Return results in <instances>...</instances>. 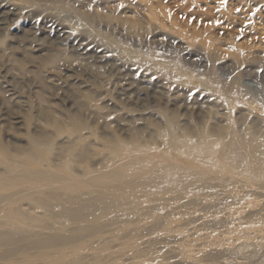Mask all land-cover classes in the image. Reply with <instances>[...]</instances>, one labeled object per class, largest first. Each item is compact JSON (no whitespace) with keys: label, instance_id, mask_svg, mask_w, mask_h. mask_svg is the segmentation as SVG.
<instances>
[{"label":"rangeland","instance_id":"374dc122","mask_svg":"<svg viewBox=\"0 0 264 264\" xmlns=\"http://www.w3.org/2000/svg\"><path fill=\"white\" fill-rule=\"evenodd\" d=\"M48 1L0 0V158L78 173L53 184L67 205L117 193L120 166L147 172L149 154L200 174L177 192L141 190L138 205L118 206L124 215L60 224L12 196L0 227L18 235L0 245V264H264V182L236 176L218 147L233 122L264 124V1ZM218 43L217 73L236 77L239 100L208 80L206 48ZM134 140L148 145L136 161L118 154ZM21 173L0 164L2 195L49 184ZM53 234L57 243L25 247Z\"/></svg>","mask_w":264,"mask_h":264},{"label":"bare ground","instance_id":"6f19581e","mask_svg":"<svg viewBox=\"0 0 264 264\" xmlns=\"http://www.w3.org/2000/svg\"><path fill=\"white\" fill-rule=\"evenodd\" d=\"M48 2L57 3L58 5H61L63 9H77L76 0H49ZM101 16L105 15L101 14ZM88 17V21L91 23L92 18L91 16ZM98 30L101 32V29ZM221 46L222 44L220 43L207 45L206 51L211 59V66L208 69L207 77L209 82L216 87L222 95L231 97L236 101L239 100V95L237 93L238 86H235L236 77L231 82L224 83L221 81V77H219L220 75L217 73V66L215 62L220 57L222 52ZM245 52L257 57V55H255L256 51L254 50H246ZM235 53H237V51H235ZM249 123L250 126L245 127L244 125L240 126L238 122H233L229 130L221 133L220 138L226 139V142H221L218 146L220 150L219 160L228 162L235 166L237 171L234 173L236 176H244L253 184L256 182L262 183L264 182V124L262 121L257 119H251ZM80 140H82V137H75L74 139V141ZM82 147H85L84 144ZM142 147L146 148L148 145H143L134 140L130 147L121 148V150H117V152L119 155L124 156H127L128 154L129 157H132L131 160L136 161V155H139V153L141 154L144 151L141 150ZM73 156H75V154ZM142 157L152 163V168L149 171H138L135 173L136 175L128 176L125 172H120V168L123 169V167L120 166L118 173L122 175L123 180L121 184L117 186V193L108 195L105 191H100L98 195H94L89 192H83L77 196L79 201H75L77 198L72 197L68 199V202L72 203L73 206L62 203L60 193L53 190L52 187L54 183L58 182L62 183V185L65 183L66 186L72 183H79V180L75 178L78 173L74 179H72L67 175V173L65 175H56L53 172H49L50 170L44 171L40 169V167L35 164L26 165L25 162L18 161L14 158L5 159L2 157L0 158V164L6 165L8 172H16L20 167L22 170L20 177L24 173L32 179L34 178L36 181H47L49 184H36L34 188L18 190L15 194L10 193L6 194V196L0 193V205L5 201L11 200L12 196L27 197L33 208L40 207L44 211V214L53 217L59 224L64 220H76L87 216L95 218L104 210L110 212L115 211L117 212V215H124V213L127 212L122 210L120 207L118 208V206L129 201L138 205L140 201L139 192L141 190L145 191L150 196L156 192H177L179 190V185L187 183L191 185V181L194 176L200 174V172L191 170L185 165L177 163H163L159 159H155L150 154ZM25 168L28 169L25 170ZM90 172L91 171H86L85 173L88 175ZM78 176H83V174ZM203 187H209V184L206 182L203 184ZM181 194L182 191H179L178 195ZM6 223L7 222L4 224ZM17 235V232H12L9 228L6 229L0 227V245H12V243L17 240ZM60 237L61 236L58 234H53L25 247H30L31 245H51L57 243ZM173 264L186 263L175 262Z\"/></svg>","mask_w":264,"mask_h":264}]
</instances>
